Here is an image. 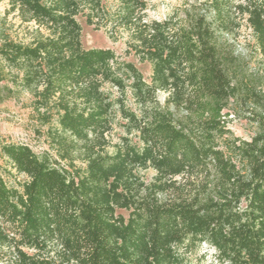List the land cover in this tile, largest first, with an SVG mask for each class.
<instances>
[{"label":"trees","instance_id":"1","mask_svg":"<svg viewBox=\"0 0 264 264\" xmlns=\"http://www.w3.org/2000/svg\"><path fill=\"white\" fill-rule=\"evenodd\" d=\"M112 1L0 0L34 26L27 43L2 41L0 59L56 157L0 144L13 181L0 175V263L193 264L204 244L218 264H264V94L242 85L227 39L244 17L264 54V0H204L164 21L147 20V0ZM78 16L123 32L149 82L113 50L83 48ZM233 106L256 127L249 140L229 129ZM114 125L125 135L110 144Z\"/></svg>","mask_w":264,"mask_h":264},{"label":"rangeland","instance_id":"2","mask_svg":"<svg viewBox=\"0 0 264 264\" xmlns=\"http://www.w3.org/2000/svg\"><path fill=\"white\" fill-rule=\"evenodd\" d=\"M108 7L113 6L112 0H104ZM235 3H244L245 0H233ZM148 10L146 18L148 21H164L169 18L182 20L185 12H192L194 9L203 6L204 0H147ZM8 6L5 2L0 3V43L5 40L27 43L30 39V32L34 29L32 24H23L16 15L8 13ZM236 25L227 39L231 42L236 52L241 56L243 62V74L241 75L242 85L254 87L255 93L262 96L264 94V54L257 50L253 42L251 30L248 28L244 17L234 15ZM77 21L81 26V44L83 48H109L120 56L123 60L132 62L143 75V78L149 82L151 67L147 62H140L134 55L127 54V37L121 31H113V38L108 37L104 29L95 30L88 26L83 17L78 16ZM16 72L6 66L0 59V144H23L27 145L35 154L40 155L44 152L54 157L53 151L46 141V130L48 126L40 123L37 113L32 108V95L23 89H20L14 82ZM113 96L116 95L112 89ZM165 95L158 93L157 98L160 103L163 102ZM128 108L134 110V104L128 96ZM254 109L259 111L254 105ZM231 123L229 129L234 136L243 140H249L256 132V127L248 119L249 113L241 111L237 106L231 107ZM116 121H119L116 119ZM123 129L114 125L108 136L110 144L118 142L120 136H124ZM133 141V135L129 136ZM77 166L80 164L75 163ZM65 166V164H62ZM7 163L0 156V175L8 185L13 184L10 177L4 173ZM12 174H15L12 171ZM17 180L24 181V175H16ZM144 182L149 183L154 171L149 169L140 172ZM118 213L127 217V212L120 210ZM193 264H218L215 259L214 250L201 245L195 254L191 256ZM3 264V263H0Z\"/></svg>","mask_w":264,"mask_h":264}]
</instances>
